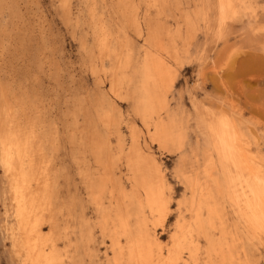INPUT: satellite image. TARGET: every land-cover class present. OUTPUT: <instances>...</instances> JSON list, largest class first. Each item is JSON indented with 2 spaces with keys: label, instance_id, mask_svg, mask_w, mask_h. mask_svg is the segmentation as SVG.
<instances>
[{
  "label": "rangeland",
  "instance_id": "1",
  "mask_svg": "<svg viewBox=\"0 0 264 264\" xmlns=\"http://www.w3.org/2000/svg\"><path fill=\"white\" fill-rule=\"evenodd\" d=\"M66 1H68L67 7L63 0H0V74L2 73L0 75L2 84V86L0 84V91L3 87L7 97L11 98L15 114L18 113L16 116L20 122L28 117L31 118V116L35 117L39 129L45 135L55 138V141L53 140L49 145V153L53 156L56 154L54 158L57 163V181L61 199H64L66 203V207H63L64 209L62 208L59 213V221L61 225L68 221L67 231H78V228H75L78 224H72V222L70 224L71 214L68 213L71 212L68 209L71 207L76 212L79 210L75 203L78 200L84 202L83 205L86 202L84 205L85 214L89 217L93 215L90 205L87 200L85 201L87 196L84 187L76 175V162L73 161L76 146L75 142L72 143L74 137L77 138L81 134L82 137L87 138L91 136L90 133L97 134L101 130L98 135L99 140H105V143L112 148V152L116 153L122 150L117 161L116 172L120 173L123 179L127 175L125 168L127 146L133 139L139 145L141 144L142 153L150 154L159 163L164 179L163 191L164 197L166 196L164 201L167 203L166 218L157 220L155 227L160 250L164 252L169 245L171 236L177 232L175 226L183 222L187 224L193 218V213L189 208L192 192L185 184L186 179L196 175L203 181L207 131L204 126L197 125L198 113L211 111L212 113H222L240 122L241 131L244 134L241 144L248 147V151L252 153L253 156L249 154L252 157V164L254 163L257 169H255L256 172L258 171V176L264 177V159H261V155L264 156V0H232L242 18L239 16L238 18L226 17L223 19L218 11L220 0H95V3L93 0ZM90 2L94 5L89 4ZM66 8H68V12H66ZM90 8L92 13L96 12L95 14L102 17L101 20L113 35L121 37L123 50H126L127 54L129 53L127 55L128 64L122 72L124 78L120 89L116 91H113L109 86L112 70L110 58L102 56L101 61H98L101 55L96 52L98 48L94 46L95 30L93 29L95 26L89 16ZM203 11L206 12L207 18L201 16ZM86 12H89L88 16H86ZM148 18L152 20L150 23H148ZM111 29L113 30L111 31ZM150 31L156 33L165 50L155 51L149 45ZM77 35L80 37L77 38ZM81 40L86 41L84 43ZM81 44L84 48L83 51ZM87 44L90 46L88 47ZM152 55H158L166 64L167 70H170L168 80L163 83L166 102L165 109L160 112L159 125L161 128L170 127L172 130L178 129L176 125L179 126L182 145L176 149L175 141L173 144L171 141H167L166 145L158 142L153 131L155 114L145 120L147 121L145 125L143 123L145 118L139 114L134 103V99L138 97V88L135 87H139L141 84V66L144 59ZM88 58L90 59L89 63L86 61ZM102 68L104 71L101 70ZM95 82L99 85L97 86ZM99 88L100 91H98ZM10 90L12 91L10 92ZM98 103L101 105L100 107ZM101 113L111 115V118L117 120V123L108 126V122H104L106 119L101 116ZM129 129H131L132 135L128 133ZM113 131L117 133L118 137ZM113 134L117 139L113 137ZM113 139L115 140L113 141ZM120 142H122L121 149L118 145ZM50 147L52 148L50 149ZM199 150L200 152H198ZM69 152L71 153L69 154ZM86 156L89 158L88 154ZM90 161L91 164L94 163L92 158ZM1 170L0 166V174L2 173L0 175V190H4V192L0 191V217L2 218L0 220L3 221L0 222L2 225L0 226V264H21L10 249L7 225L11 222V207L8 193L3 194L6 191V182ZM125 185L126 190L129 191L127 180H125ZM75 196L77 197L75 198ZM186 198H190L189 201ZM221 215V225L227 223V228L224 224L222 226L225 228L222 229L220 221L215 220L209 229L210 238L213 241L212 247L203 235L198 236L196 262L202 263L207 259L206 249H210L211 256L214 252H218L219 248L216 244L220 241V247L223 244L222 247L225 248L227 256L232 257L228 259L230 264H264V236L257 234L252 240L246 239L243 224L238 223L235 227L232 223L229 203H224ZM70 225L75 226L71 228ZM228 228L231 230L228 231ZM43 229L47 230V227H43ZM74 231L73 236L76 235ZM94 231L97 237L96 242L98 241L94 246H99L96 248V253L102 258L101 255L103 256L108 240L105 238V244L101 243L98 226L94 225ZM193 233L195 235V232ZM183 251L187 254L186 249ZM212 258H214L213 264H219L216 256H212ZM161 264H169V262L167 263L163 259ZM175 264L184 263L179 260Z\"/></svg>",
  "mask_w": 264,
  "mask_h": 264
},
{
  "label": "bare ground",
  "instance_id": "2",
  "mask_svg": "<svg viewBox=\"0 0 264 264\" xmlns=\"http://www.w3.org/2000/svg\"><path fill=\"white\" fill-rule=\"evenodd\" d=\"M94 1L95 0H93V2ZM63 3L65 4V7H67L66 4H68V1L63 0ZM91 3L92 2H90L89 4ZM89 4L87 3V5ZM218 5V11L221 19L226 17L238 18L241 14L233 4L232 0H220L218 2ZM91 8L89 16H91V19L94 22L95 26V29H93V24L91 25L92 29L95 30V37L93 35V40L95 43L94 46H96L99 50H97L96 52H99L98 54L101 55V58L98 61H101V59L103 58L102 56H106L105 58H107L108 56V58H110L112 62V70L111 76L109 77L111 78L109 86L113 91H116L120 89L121 82L124 78V74L122 72L123 68L128 64L127 55L129 53L127 54L125 52L126 50H123L121 37L118 35L115 36V34L113 35L103 23L104 21L101 20L102 17H100V15L98 14H95L96 12L92 13ZM66 9V12H68V8ZM86 13V16H88L89 12ZM201 16L203 18H207L206 12L203 11L201 13ZM148 19V23H150L152 20L151 18ZM112 30L113 29H111V31ZM78 37L80 36L77 35V38ZM149 37V45L155 51H158L159 49L165 50V48L162 46V43H160V41L158 40L155 32L150 31ZM82 44L81 49L83 51L84 48H82ZM90 44L92 46V43ZM125 45L128 46L127 44ZM89 46L90 45H88V47ZM137 48L138 46L136 47V49ZM130 51L132 53V49ZM175 59L177 61V58ZM89 60L90 59L88 58V60L86 61L88 62ZM143 62V65L141 64V84L139 85V87H135L136 89L138 88V97L137 99H134L137 111L139 112V114H141L142 118H145L143 121L144 124L145 122H147L145 120L150 119L152 115L155 114L156 119L153 121L154 130H152L154 131V135L156 136V139L160 144L166 145L167 141H171V144H173V141H175V144L177 145L174 146L175 149L176 147H181V130L179 126L177 127L176 125V128L178 129L174 127L176 130H172L170 127L161 128V126L159 125L160 112L165 109L164 107L166 102L164 94L165 85L163 83L164 81L168 80L167 78L170 75V70H167L166 64L158 55L148 56L146 59H144ZM82 64L84 65V63ZM96 66L98 67V65ZM135 69L136 68L134 67V70ZM101 70H103V68ZM127 80L130 81V79ZM169 80H171V78H169ZM96 85L98 86L99 84ZM100 90L101 89L99 88L98 91ZM11 91L12 90H10V92ZM103 92L104 90L101 91L102 94ZM9 94L11 95V93ZM115 96L117 97V95ZM10 99L11 98L7 97V93L3 90L2 87L0 91V166L2 167L1 171H3L5 177L4 179L6 182V191L3 194L8 193L11 207V222H9L7 225L8 237L10 239V249L14 257L20 261L19 263L161 264V261L165 259L167 263L169 262V264H175L179 260H182L184 264H213L214 258H212V256H216V258H218L219 264H230V260L228 259H230L231 256H227L225 248L222 247L223 244L220 247V241L216 244L219 248V251L214 252L212 256L210 249H206L208 256L206 255L207 259L202 263L196 262L195 254L197 253L198 249L197 240L199 235H203L209 243L210 247H212L211 244L213 243V241L210 238L209 229L211 226H213L215 220L217 219L220 221L219 224L221 225V212L224 207V203H229L232 215V223H234V226L236 227L238 223H241L245 227L244 232L246 237H244L246 239L248 238L252 240L253 237L257 234L264 236V177L258 176V171L256 172L257 169L255 167V164H252V153L248 151V147L243 145V143L241 144L244 134L241 131L240 122L233 119L229 115L222 113H212V111L198 113L199 117L197 125L204 126L207 131V146L205 148L206 164H204L205 170L203 174V181H201V178L197 177L196 175L191 176L192 173L190 174L191 177H188L185 181L186 186L189 187L192 192V198L189 204V208L193 213V218L191 222L187 224L183 222L175 226L177 232L171 236L166 251L162 252L160 250L157 233L155 232L157 220H164L166 218L165 207L167 204L164 201V198L166 197H164L165 194L163 191L164 179L161 174L159 163L150 154H143L141 151V144L139 145L133 139L132 141H130L129 145L127 144L128 146L125 153V168L127 175L126 178L123 179L120 173L117 174L116 172L117 161L120 158V154H122L120 152L122 150L116 153L114 151L112 152V148H110V146L105 143V140H99L100 137H98V135L100 134L101 130L97 134L90 133L91 136L87 138L82 137V135L80 134L77 136V138L74 137V140L72 142H75L76 146L74 149L75 154L73 155V161L76 162V175L78 176V181L80 182V184L82 183L84 187L85 195L87 196L85 201L87 200L88 204L91 207L90 210L94 215H92V217H89L85 214L84 205L86 204V202L83 205L84 202H81L80 200L75 202L79 208L77 212L73 210L72 207L68 208L71 210V212H68L69 214H71V217L69 218L70 224L71 222L72 224H78V226L75 227L76 229L78 228V231L76 232L73 230L74 232H76V235L73 236V231L66 230L69 227L68 221L63 223L64 225H61L59 221V213L62 211L63 207H66V203L64 202V199H61L60 189L57 181V163L55 162L54 158L56 154L53 156L49 153V145L53 142V140L55 141V138L45 135L43 131L39 129L38 124L36 125L37 120L35 119V117H32L31 115H29L31 116V118L28 117L23 122H20V119L18 120L16 116V114L18 113L15 114L14 106ZM101 99L103 98L101 97ZM100 106L101 105L99 104V107ZM72 112L74 111L72 110ZM101 116L106 119L104 120V122H108V126L115 125V122L117 121L112 119L111 115L108 114H102ZM138 116L140 117V115ZM117 129H115V131H117ZM130 130L131 129H129V131ZM115 131H113V133H115ZM128 133L131 134V131ZM115 134L117 136V133ZM113 137H115L114 134ZM254 138L255 137H253V139ZM115 139L117 138L115 137ZM115 139H113V141ZM129 139L131 140V138ZM121 143L122 142L118 144L119 149L122 148ZM51 148L52 147H50V149ZM198 152H200V150ZM70 153L71 152H69V154ZM87 154L89 155L90 159L92 158L94 162L93 164H91L90 159L86 156ZM202 157L203 156L201 155V159ZM261 157V159H264V156L261 155ZM183 158L185 159V157ZM191 158L194 159V157ZM57 159L59 158L57 157ZM257 159H259L258 156ZM125 180L128 181L129 191L126 190L127 188L125 185ZM2 191L4 192V190ZM81 195H83V193ZM76 197L77 196H75V198ZM4 204H6L5 201ZM76 204L74 205L75 208ZM63 217L62 219H64ZM0 222L3 221L0 220ZM224 224L226 225L227 223ZM94 225L99 227V232H97L99 233L98 235H100L101 243L105 242V238L108 240V243L104 249L103 256L100 254L102 258H100L98 256V253H96V248L98 245L96 247L94 246L97 239L96 235L94 234L95 231L93 232ZM70 226L72 228L75 225ZM43 227H47V230H44ZM212 228L214 229V227ZM224 228L225 227L222 226V229ZM229 230H231V228H228V231ZM193 232H195V235ZM96 243H98V241ZM184 249L187 250V254L184 253Z\"/></svg>",
  "mask_w": 264,
  "mask_h": 264
}]
</instances>
